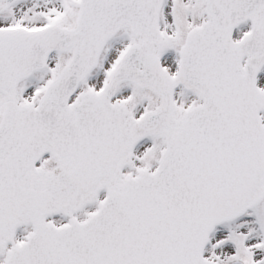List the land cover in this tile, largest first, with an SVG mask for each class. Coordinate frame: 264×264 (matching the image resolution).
I'll return each mask as SVG.
<instances>
[{
	"label": "snow or ice",
	"instance_id": "1",
	"mask_svg": "<svg viewBox=\"0 0 264 264\" xmlns=\"http://www.w3.org/2000/svg\"><path fill=\"white\" fill-rule=\"evenodd\" d=\"M0 264H264V0H0Z\"/></svg>",
	"mask_w": 264,
	"mask_h": 264
}]
</instances>
